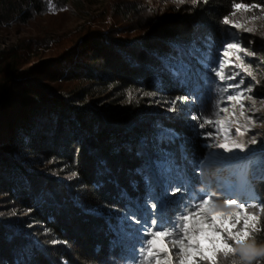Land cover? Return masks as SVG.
Segmentation results:
<instances>
[{
	"label": "trees",
	"instance_id": "16d2710c",
	"mask_svg": "<svg viewBox=\"0 0 264 264\" xmlns=\"http://www.w3.org/2000/svg\"><path fill=\"white\" fill-rule=\"evenodd\" d=\"M70 1L0 0V28L29 25L48 4ZM232 11L233 0H199L154 17L132 36L110 24L53 44L27 38L0 49V264H140L135 220L152 219V204L156 218L171 220L214 189L210 195L221 198L215 210L237 209L225 175L203 176L212 143L203 132L210 128L191 119L219 118L229 94L222 90L239 80L221 82L213 71L224 44L237 38L222 24ZM238 38L259 54L246 57L255 79L244 78L264 99V36L241 31ZM108 89L116 102L140 90L170 103L187 100L169 113L133 101L102 105L95 93ZM257 161L248 205L264 203V156ZM248 211L261 218V231L248 239L264 245V212Z\"/></svg>",
	"mask_w": 264,
	"mask_h": 264
},
{
	"label": "snow or ice",
	"instance_id": "6c2138e0",
	"mask_svg": "<svg viewBox=\"0 0 264 264\" xmlns=\"http://www.w3.org/2000/svg\"><path fill=\"white\" fill-rule=\"evenodd\" d=\"M181 4L185 0H179ZM198 0H192L193 6ZM206 3L207 0H204ZM260 9L261 15L264 16V5L255 3L249 5L244 0H233V11L229 16L222 18V24L228 27V30L233 33L236 39L230 40L224 44L221 50V58L218 68L213 69L215 75L221 82L225 80L237 81L230 83L222 91L228 92L226 103L232 108L229 113V107L220 109L221 113L228 114L223 118L216 120L203 118L197 114H193V121L203 120L197 126L200 129L206 127L211 130L203 132L205 139L213 137H222L225 142L220 143L217 147L222 150L219 155L227 154L226 158L243 160L247 158L251 151L249 144L243 139L253 133L257 119L246 112L245 100H251L255 105V98L251 95L253 86L246 83L244 76H253L252 66L246 61V57H257L259 54L244 47L241 40L238 38L240 32H254V28H247L239 21L230 19V16H235L237 13H245ZM253 16L251 19H256ZM264 65V60H261ZM227 68L239 69L234 73L225 75ZM243 73V75H242ZM253 79L255 77L253 76ZM244 86L243 88L241 86ZM232 89H238L234 94ZM245 93H248L246 95ZM187 99L186 97H177L172 102L170 111H177V102ZM239 107V115L236 114V107ZM259 112V109H255ZM240 118H243L247 123L241 125ZM237 124L235 130L230 125ZM252 144L255 145L258 141L252 137ZM215 155L210 153L209 159L214 160ZM209 161H204L201 168L208 164ZM251 165L241 167L236 173L237 184L240 188L247 187L248 175ZM73 176L76 175L74 172ZM176 191H180L179 188ZM220 197L212 196L204 193L198 197L195 202L184 206V210L179 213L174 219L165 217L156 218L155 212L157 204H152L151 209L153 218L145 220L143 223L137 218L135 222L141 225L137 229L140 235L139 260L140 264H217L221 257H229L235 254L233 252V244H238L246 241L251 233H258L261 228L258 227L260 217L248 211L249 207H259L261 212H264V203L257 199V204L248 205L245 201L237 200V209L231 212H223L215 210L216 201Z\"/></svg>",
	"mask_w": 264,
	"mask_h": 264
},
{
	"label": "rangeland",
	"instance_id": "374dc122",
	"mask_svg": "<svg viewBox=\"0 0 264 264\" xmlns=\"http://www.w3.org/2000/svg\"><path fill=\"white\" fill-rule=\"evenodd\" d=\"M187 4H192V0H185L184 4H181L179 0H73L66 6L50 3L46 11L34 19L29 25L17 28H0V49L8 48L27 38H38L42 42L49 44L53 41V44L54 41L57 43L87 28L94 29L110 24L116 25L118 31L123 30L122 28H126L127 32H124V34L126 36H132L134 33L139 32V30L154 17L172 13ZM132 7H135V9L132 10ZM253 16L257 18L251 19ZM231 19L239 21L247 28L255 29L254 32L247 33H256L260 36H264V16L261 15L259 8L250 12L237 13L235 16H232ZM54 51L53 47L41 51L38 58L33 57L28 66L37 62L39 58L50 55L49 53ZM254 76L256 75L254 74ZM246 95H248V93H246ZM251 95L255 98L256 103L253 105L251 100H245V110L249 115L254 113V116L259 119H257L253 133L243 138L251 149L248 157L243 160H237L226 158L227 154L219 155L222 150H220L217 145L224 143L225 140L222 137H213L212 143L206 149V156L203 160V162H209L202 168L201 165L203 162L200 164V170L204 177H210L213 173L218 171L226 176L227 182L230 185L236 183L235 173L241 167L250 164L249 174H253L259 167L258 164H260V162L257 161V159L264 156V99L258 98L252 93ZM95 97L100 100V104L102 105L108 104L109 106H114L133 101L153 107L154 109L158 108L164 110L168 113L172 112L169 109L173 106L170 102L159 100L153 93L142 90L129 92L128 97L119 102H116V93H113L112 89H108L102 93H95ZM225 107H229V113L232 112V108L226 103V99ZM255 109H259V112H256ZM235 111L238 116L240 111L238 106ZM227 115L226 113H221L219 118H223ZM195 123L199 124L202 122L195 121ZM245 123H247V121L240 118V124L243 125ZM230 127L235 130L237 124L232 123ZM253 135L258 141L255 145L251 142ZM210 153L217 154L214 160L209 159ZM233 165H236L238 168L236 172L231 170V166ZM41 168L42 167H39V169ZM212 190L214 191V189ZM213 191H211L210 194L214 195L215 193ZM233 194L238 200L248 202L254 196V191L248 186L241 191H234L233 187Z\"/></svg>",
	"mask_w": 264,
	"mask_h": 264
},
{
	"label": "clouds",
	"instance_id": "9594fccd",
	"mask_svg": "<svg viewBox=\"0 0 264 264\" xmlns=\"http://www.w3.org/2000/svg\"><path fill=\"white\" fill-rule=\"evenodd\" d=\"M236 259L233 264H254L258 258L264 257V245H258L254 239H247L234 246Z\"/></svg>",
	"mask_w": 264,
	"mask_h": 264
},
{
	"label": "bare ground",
	"instance_id": "6f19581e",
	"mask_svg": "<svg viewBox=\"0 0 264 264\" xmlns=\"http://www.w3.org/2000/svg\"><path fill=\"white\" fill-rule=\"evenodd\" d=\"M248 179H249V176H248ZM244 188H240L237 184V180H236V183L234 184V191H241L243 190Z\"/></svg>",
	"mask_w": 264,
	"mask_h": 264
}]
</instances>
